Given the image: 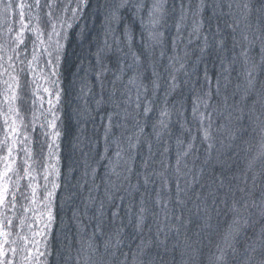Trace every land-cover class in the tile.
Here are the masks:
<instances>
[{"label": "rangeland", "instance_id": "obj_1", "mask_svg": "<svg viewBox=\"0 0 264 264\" xmlns=\"http://www.w3.org/2000/svg\"><path fill=\"white\" fill-rule=\"evenodd\" d=\"M165 1L126 0L124 10L130 11L129 16L131 18H129L136 24V30H139L136 36L140 34L142 36L143 41L141 43L147 47L146 59L148 61L143 65L139 61L140 58L133 49L134 44L131 46L130 43L134 34L125 25L124 28L127 29L120 30L124 35L125 42L122 45L119 40L118 48L125 46L129 50L127 56L125 54L121 58V69L117 67L112 69L106 62L100 65L97 64L96 85L98 86V83L101 82L111 83L110 88L108 85L103 86L105 84L103 83L101 91L107 95H112L107 99L102 92H99L100 86L95 85L94 87L95 91L99 92L100 97L102 95L100 101L103 104L101 107L105 106L107 110H111L110 104H113V107H115V104L123 108L122 113L125 112L127 117H132L133 114L140 112L137 118L132 117L134 122L140 121L142 123L146 116L145 124L141 125L143 130L137 126L139 131L136 136L140 144L138 146L143 148L142 153H144V156H150L152 160L151 168L155 169L154 172L152 171V177L166 179L161 180L160 189L164 187L165 192H168L167 188L170 186L169 181L171 178L163 170L166 168L168 170L172 169L175 172L174 181L176 183L180 175L188 174V170L191 169L192 165L193 169L198 167L202 172L206 162L210 159L230 158L235 153L236 150L234 149H236L237 144L241 142L238 138L242 139L241 136H248V130L252 129V136L256 134V137L259 138L256 144L260 147L257 146V149L262 153V156L264 155V0H232L230 6L232 9L230 12L225 13L226 18L224 14L222 16L218 15L220 11H217V8L221 4L219 0H176L178 10L174 12L176 18L171 25L167 19L168 16L165 15ZM212 2L215 4H212ZM227 2L228 0H226ZM154 4L160 7L153 10ZM82 6L83 0H0V264H46L49 238L52 236L53 230H57L53 227L57 223L53 216V205L58 200L63 204L66 202L63 201V196L60 197L57 193L58 148L62 131L60 130L58 115L59 109L62 107L59 104L61 102V92L59 90L63 82V78H61L63 61L65 62L63 59L66 57L64 55L66 50L64 51L63 46L66 43L68 32L74 29L77 39L81 32H85L83 26L76 28L78 24L77 14L82 10ZM109 9L112 11L110 14L112 16L113 10ZM121 10L125 12L121 8L116 15L120 14ZM209 12L213 16L217 14L215 20L219 19L218 21L222 24L227 25L229 22L223 33L225 35L227 33L231 41L222 38L218 29H212L209 32V38L211 36L217 41L218 37V48H224L222 41L225 40L227 45L233 49L234 56L227 57L230 60L221 58L219 61L215 57L213 61L216 64L213 61L210 62L211 65L215 64L212 70L206 67L207 65L205 67L201 66V79L197 77V81L201 83L198 84L201 90H196L194 82H190L194 85H189V88H186V90H189L187 101L183 102V99L177 104L175 102L178 109L177 113L174 110L175 108L166 105L161 99H164V94H173L177 97L185 95L179 77L189 75L191 80L195 78L194 73L199 69L197 62H201L200 58H206L204 54L207 48H214V45L208 42L207 34L202 33V36H199L200 23L204 20L200 17ZM126 15L125 12L121 17L126 20L128 19ZM107 28L111 29L109 26ZM107 28L105 27V31L108 32ZM111 30L114 31V29ZM111 30H109L108 37H97V44L103 43L104 46L115 48L118 43L116 39L118 33ZM135 40L133 41L139 43L137 39ZM138 46L139 44L136 47ZM154 47L155 49H153ZM227 56L229 55L227 54ZM158 60L160 63H158ZM99 61V56H94V62L99 63ZM125 61H127V65H124ZM82 62L80 65L86 69V61L83 60ZM231 63L237 66L239 71L234 76L235 80L230 82L231 84L228 86L229 94L224 96L219 94L218 91L224 89L223 86L229 81H226L224 71L226 67L233 66ZM74 66V63L67 61L65 68L70 72L74 69ZM108 69L116 70L117 73ZM105 70L111 75L106 77ZM159 70L164 71L167 85L168 83L170 85L168 88L164 85V91L161 93L156 91V88L149 90L146 87L148 83L144 84L139 81L140 77L143 79L145 76L147 80H149V76H154L155 79L158 78V75L162 72ZM124 71L128 76L124 78L120 85H125V90L129 93V99L125 101L124 98L123 102L122 99L116 102L117 99H114L113 93L116 89L118 97L120 90L117 91V87L119 88L120 85H116L115 77L123 74ZM260 71H262V75ZM102 75L105 77L100 79ZM25 78L29 81V86L27 90H22L16 81L23 84ZM82 80L80 79L79 84L74 86L79 91L85 88V85H82ZM160 81L157 82V86ZM86 87L91 89L90 86ZM122 91V93H125L123 89ZM216 94L217 98L214 97ZM235 97L241 99L236 101L231 99ZM165 98L167 100V97ZM229 99L232 100V103L226 102L230 101ZM212 103L213 105H210ZM82 105L80 107L87 110V103L82 101ZM194 106L195 111H193ZM145 107L150 109L147 112L148 114L144 111ZM216 107V111H213L212 109ZM97 108L96 106L94 109ZM162 113L165 114L162 115ZM231 113L232 117L229 118ZM184 114H187L189 120H193L192 123L197 125L198 136H201L205 142L202 148L195 146L196 142L191 131L193 124L187 118H184ZM220 114L226 115V123L223 126L217 124L220 120ZM109 118L110 116H107L103 121L110 120ZM229 121L235 122V124L237 122V126L240 127L238 138L234 136L225 137V127ZM105 124L107 123L104 122ZM127 125V128L135 127L131 123ZM220 128L222 129L219 130ZM205 130L207 131V137H205ZM218 133L220 134L218 135ZM222 135H224V141L226 138L225 144L221 139ZM120 145H122L121 141H119L118 146ZM227 147L230 153L226 150ZM9 148L11 149L10 154ZM156 151H159V153L155 154ZM111 153L114 157H119L116 148ZM203 154L205 156L204 160L201 159ZM253 156L254 154L251 158ZM108 160L110 166H104L102 170L111 173L117 167L114 164L115 162L113 163L117 159L115 160L111 156ZM143 164L141 167L143 168L142 172L147 167V162H143ZM215 166L216 163H214ZM211 167H213L212 164ZM260 168L263 167L260 166ZM213 169L210 168L211 171ZM198 172L199 170L195 173L198 174ZM262 172L264 173V171ZM84 173V179H86L90 174V170L87 169ZM129 173L131 171L126 175L120 174L119 179L117 176L115 179L109 178L107 185L104 183L102 189H107L113 193V188L121 191L122 187L132 186L129 182V178H131ZM227 173L223 181H232L231 186L227 189V196L232 197L230 201H235L230 203L229 207L232 217L233 215L236 216V213L241 217L244 214L251 215L245 207H249L251 210H256L258 207L261 214L264 208V193L262 192L263 198L258 199L259 204L251 205L253 197H247V194H243L245 190L236 187L231 174ZM199 175L198 178H201L202 176ZM80 176L84 177L82 174ZM142 178L147 177L142 176ZM219 182L222 183V180ZM211 183H213L212 180L207 183V190L212 194L206 193L205 195H212V200H216L220 190L216 185V191ZM78 184L81 189L83 184ZM208 185L212 186L211 190ZM262 185L264 184L262 183ZM177 186L179 185L177 184ZM181 187L184 189L183 186ZM121 194L123 195L117 197V200L119 198L124 200L127 195ZM197 194L202 195V192L199 191ZM237 196L242 199H237ZM245 201H249V204ZM93 203L95 204V202H87L85 205L81 202L80 204H72L71 213L74 220L71 223L72 228L76 229V232H74L76 237L77 233H85V230H88L90 220L95 222V219H92V211H90V216L87 215L85 223L89 225H82L85 220V213H88L87 209L92 207ZM165 204L167 210L165 209L162 215L155 217L149 225L159 231L158 236H161L162 230L166 231L167 234H177L179 232L170 222L173 220L172 213L176 210V207H173L174 204L172 206L170 201L163 200V205ZM212 205L209 206V209L201 206L199 212L207 214V217L214 216V209L210 208ZM236 219L235 217L232 219L229 227L225 226L227 230L223 233L219 244L223 249L229 247L231 238L233 239L236 234L239 235L235 223L238 224L243 220L242 218ZM138 220V226L149 224L148 221H150L148 219L140 221V218ZM68 223L67 221V223L62 224L65 229L61 232L65 233ZM114 229L116 232L119 230L117 225ZM12 230L16 234H13ZM121 231L120 236L115 235L114 246L111 248L114 251H118V248H124L126 250L124 258V261H127L126 264H135L136 259L146 255L142 248L145 244L141 239H138L141 243L137 245V248L131 249L130 245L133 244V239L126 237L123 229ZM157 238L155 236L154 241ZM255 240L258 241V238ZM78 242V239H76V245L74 246L78 249L76 256L78 257L81 254L80 261L83 263L89 259L90 250L93 247L85 239L81 244V250H79ZM158 242L161 241L158 240ZM254 247L251 249L256 250L257 256H254L259 259L261 253L258 252L257 246ZM213 254L217 255V259H213L215 262H221L218 259H227L228 262V257L231 256L223 252L217 244ZM147 256H150V254L147 253ZM181 260L184 262L185 257H181Z\"/></svg>", "mask_w": 264, "mask_h": 264}, {"label": "trees", "instance_id": "obj_2", "mask_svg": "<svg viewBox=\"0 0 264 264\" xmlns=\"http://www.w3.org/2000/svg\"><path fill=\"white\" fill-rule=\"evenodd\" d=\"M219 1L221 4L219 5L220 7L217 8V11H220L218 15L222 16V14H224L225 17V13L230 12L232 9V7H230L232 0H228L227 3L226 0ZM111 2L112 0H83L82 10L77 14L78 24L76 25V28L83 26L85 32H81L77 39V36L74 34V29L73 31L70 30L66 37V43L63 46L64 51L66 50V53H64L66 57L63 59L65 60V62L63 61L64 66L61 69V78H63V82L62 87L59 90L61 92V102L59 104L62 105V107H60L58 115L61 126L60 130L62 131L60 133V144L58 148L59 168L57 176V193H59L60 197L63 196V201L66 202L63 204L58 200L53 205L54 220H57V223H55L53 227L57 228V230H53L51 234L52 236L49 238L50 242L48 244V258L46 260V264H126L127 261H124L126 250L124 248H118V251H114L111 248L114 246V241L116 239L115 235L117 234V236H120L122 234L121 229H123L126 237L133 239V244L130 242L131 249L137 248V245L141 243L138 239H141L145 244L142 248L144 249V252H146V255L136 259L135 264H251L248 257L250 255H256V250L253 251L251 248H255L254 246H257L258 252L261 254L264 253V208L260 214L258 207L256 210H251L249 207H245L251 215L244 214L243 217H241L236 213V216L233 215L232 217V212L229 207L230 203L235 201H230L232 197L230 198L227 196V189L231 186L230 184L232 181H223V178L226 177L228 174L227 172H229L236 187L240 190H245L246 192L244 191L243 194H247V197H253L251 205L260 203H258V199L263 198L262 194L264 193V185H262V183L264 184V173L262 172L264 171V155L262 156V153H260L257 149L260 147L256 144V142L259 141V138L256 137V134H253L252 136L251 129L247 131L248 136H241L242 139H240L238 138V136H240L238 135L240 127L237 126V122L236 124L232 121L227 122V126L225 127L226 134H224L225 137L234 136L241 141L237 144L236 149H234L236 150L235 153L230 158L221 157L222 160H215L214 158L210 159L206 162V166L203 168L202 172H200L198 167L193 169L192 165L191 169L188 170L187 175H178L179 178L177 183L174 181L175 172L172 171V169L168 170L166 168L163 172L166 171V173H168V177H170L173 181H169L170 186L168 187L169 189L167 188L168 192H165V189H163L164 187L160 189L162 185L160 184L161 180L166 179H155L154 176L152 177V171L154 172L155 170L154 168H151L152 160L150 159V156H144V153H142L143 148L138 146L140 144L138 143L139 139H137L136 136L139 131L137 126L143 130L141 125L145 124V121L147 120L146 116L144 117L142 123L140 121L134 122L132 117L137 118L140 112L133 114L132 117H127L125 112L122 113L123 108L118 107L115 104V107H113V104H110L111 110H107L105 106L101 107L103 104H101L100 101L102 95L100 97V94H98L99 92H102L101 85L105 83L103 86L108 85L110 88L112 86L111 83H98V86H100L99 92L97 93L95 91L94 86L97 84L95 80V76L97 75L96 71L98 70L97 64L100 65L101 63L103 64L106 62L112 69L113 67L121 69V58H123L125 54L127 56V51L129 50L126 49L125 46L119 49V44H116L115 48H113V46L112 48L107 45L104 46L103 43L97 44V37H108L109 30L114 29V31H111L118 33L116 38H118L117 40H120L122 45H124V35L120 30L127 29L124 28L125 25L130 28L132 34H134L131 37L130 43L131 46L134 44L133 49L137 52V56L140 58L139 61L142 65L148 61L146 59L147 47L141 43L143 41L141 34L136 36L139 30H136V24L130 19V11L127 12V10L122 8L127 14L126 16L128 19L126 20L121 17L123 13H125L122 12V10L120 11V14L118 13L116 18L113 19L112 16H110L112 11H110V7H108ZM214 2H212V4L216 3ZM164 10L165 15L168 16L167 19L169 24L171 25L173 20L176 18L174 12H177L178 10L176 0H166ZM200 18L204 20L200 23L199 36L203 33L207 34L206 37L209 38V32L212 29H218L222 38L227 41H231L230 36L227 33L226 35L223 33L225 32L224 28L226 29L229 22L227 25L222 24L218 21L219 19L215 20L217 18V14L213 16L210 12L208 14H204ZM108 26L111 27V29H108ZM105 27L108 29V32L105 31ZM135 39H137L139 43L134 42L133 40ZM225 40L222 41L224 48H218V37L217 41H215V39L210 36L208 42L211 45H214V48H207L205 51L206 53L204 54L206 58H200L201 62H197L199 69L194 73L195 78L191 80L189 75L187 77H179L180 85L184 90L183 94L185 92L187 95L185 94L177 97L173 94L166 95L163 93L164 99L161 100H163L166 105L172 106L178 113L175 102L177 104L183 99V102L187 101L186 98L189 97V90H186V88H189V85L193 86L195 84V89H198V91L201 90V87H198V84L201 83H199L200 81H197V77H200L201 79V66L205 67L207 65L206 67L212 70L216 64L213 61L215 57L217 58V61H219L221 58L230 60L227 59V57L234 56L233 49L227 45ZM137 44H139L138 47H136ZM153 49H155V47ZM227 54L229 56H227ZM94 56H99V63L94 62ZM83 60L86 61V69L80 65V63H83ZM67 61L75 64L74 69L70 71L71 73L65 68ZM212 61L215 64L211 65L210 62ZM158 63H160L159 60ZM231 64L233 65V63ZM124 65H127V61L124 62ZM109 71L117 73L116 70ZM238 71L237 66L233 65L228 68L226 67L224 71L226 75L224 77H226V81H229H227L228 83L223 86L224 89L218 91L219 94L224 96L229 94L230 91L228 90V86L231 84L230 82L235 80L234 76L235 74H238ZM105 72L106 77L111 75L107 70H105ZM260 73L262 75V71H260ZM68 75L69 77H67ZM165 75L164 71H162L156 79L154 76H149V80H147L145 76L143 79L140 77L139 81L144 84L148 83V86L146 87L149 90L156 88V91L161 93L164 91L165 86L166 88L170 87L169 83L167 85ZM126 76H128L126 71H124L123 74L117 75L115 77L116 85H120ZM101 77L102 78L100 79H103L105 76L102 75ZM80 79H83L82 85L84 84L85 88L84 90L79 91L74 86L79 84ZM256 80L258 81L257 78ZM159 81L160 84L157 86V82ZM190 82H194V84H191ZM86 86H90L91 89H88ZM122 89L125 93H122ZM119 90L120 94L118 97L116 89L113 93L114 99H117L116 102L120 99H122L123 102L124 98L125 101L128 100L129 93L126 92L125 85L123 86L122 84L119 88L117 87V91ZM210 92L212 93L213 91ZM102 94H104L107 99H109L112 95L109 93V95H107L103 92ZM165 97H167V100ZM214 97L217 98V94ZM218 97H220V95H218ZM231 99L236 101L241 98L238 99L235 97L234 99ZM231 99L226 102L232 103ZM82 101L87 103V110L80 107V105H84H82ZM210 105H213V103ZM236 105L238 106V103ZM96 106L98 108L94 109ZM216 109L217 107L212 110L216 111ZM107 116H110V120L103 121V119ZM225 117L226 115L220 114V120L217 123L219 126H223V124L226 123ZM230 117H232V113L229 114V118ZM184 118L189 120L187 114H184ZM189 121H191V119ZM104 122L107 124L104 125ZM128 123L135 125V127L133 126L127 128ZM221 129L222 128L219 130ZM196 130H198L197 125L193 124L191 131L196 142L195 146H200L202 148L203 143L205 142L201 136H198L199 133ZM219 134L220 133H218V135ZM224 135L221 136L222 140L224 139ZM119 141L122 142V145L120 146H118ZM115 148L116 152L119 153V157H114L111 153ZM223 150H225L224 147ZM226 150L230 153L228 147ZM201 152L203 153L202 149ZM158 153L159 151H156L155 154ZM253 154L254 156L251 158ZM111 156L113 159H117L116 161H113V163L115 162L114 164L117 165V167H115V172L126 175L129 171H131V173H129V177H131L129 178V182L132 184V186L127 188L122 187L121 191L117 188H113V193L107 189H102L104 183L107 185V180L109 178H116L113 171L110 173L102 170L104 166H110L108 159H110ZM250 158L251 160H249ZM259 158H261V160H259ZM201 159H205L204 154L201 156ZM143 162H147V167H145L142 172L143 168L141 167L144 165ZM214 163H216L215 167ZM211 164L214 169L211 167ZM260 166L263 168H260ZM210 168L213 170L211 171ZM87 169L90 170V174L86 179H84V171ZM92 170L94 171L92 172ZM197 170H199L198 174L195 173ZM157 172L158 170L156 173ZM81 174L84 177H81ZM141 175L147 178L143 179ZM198 175L202 177L198 178ZM77 178H79L78 182ZM211 180L213 182L211 184L215 190L217 191L216 185L219 187L218 190H220L217 194L218 199L216 200H212V195H205L206 193H209L207 190V183H209V181L211 182ZM220 180H222V183L219 182ZM78 183L83 184L81 189L79 188ZM177 184L179 186H177ZM181 186H183L184 189H182ZM209 187L211 190L212 186ZM199 191L202 192V195L197 194ZM121 193L127 195L124 200L120 198L117 200V197L123 195ZM209 194H212V192ZM164 196L165 198H163ZM69 198L70 200L68 201ZM236 198L242 199L239 196ZM163 200L170 201L171 205L173 206L174 204L173 207H176V210L172 213L173 220L170 222L173 224V227L177 228L176 230L179 231L177 234H167L166 231L162 230L160 233L161 236H158L159 231L149 226L155 217L162 215V212L165 209L167 210V205H163ZM233 200H235V198H233ZM80 202L83 203V205L87 202H95V204L93 203V206L87 209L88 213H85V220L82 224L83 226L90 224L88 230H85V233H77L76 237L74 235L76 229L72 228V221L74 220V217L71 212L73 209L72 204H80ZM245 202L249 204V201ZM211 204H213L210 208H212V210L214 209V216L212 215L207 217V214L199 212L201 206L209 209ZM90 211H92V219H95V222L90 220L89 224H85L87 221V215L90 216ZM234 217L235 219L242 218L243 220L238 224L235 223L236 228L239 231V235L237 236V234H234V238H231V244L227 241L230 244L229 247L223 249L221 245H219L221 237L227 230L225 229V226L229 227ZM139 218L141 219L140 221H146L147 219L150 220L148 221L149 224L138 226L137 222L139 221ZM59 221L60 224L58 225ZM67 221L69 222L67 224V230L63 233L61 231L64 230L65 227H62V224L67 223ZM116 225L119 229L117 232L114 231ZM12 232L13 234H16L14 230H12ZM155 236L158 237L156 241H154ZM84 238L88 240L90 246L93 248L90 250L89 259L82 263V261H80L81 254H79L78 257L76 256L78 249L74 246L76 245V239H78V248L81 250V244L85 240ZM257 238L258 241L255 240ZM158 240L161 242H158ZM216 244L223 250V252L231 255L228 257V262L226 261L227 259H218L221 262L214 261L217 259V255L215 256V254H213ZM147 253H149L150 256H147ZM183 256L185 257L184 262L181 260V257ZM260 258L261 256L259 259Z\"/></svg>", "mask_w": 264, "mask_h": 264}, {"label": "snow or ice", "instance_id": "obj_3", "mask_svg": "<svg viewBox=\"0 0 264 264\" xmlns=\"http://www.w3.org/2000/svg\"><path fill=\"white\" fill-rule=\"evenodd\" d=\"M126 6V0H112V2L108 5V7H110L113 10V14H112V18L115 19L116 18V13L119 12V10L121 8H124ZM160 6L157 4L153 5V10L158 9ZM7 84V81L5 82ZM16 83L19 85V87L22 90H27L28 86H29V81L27 80V78H25L23 84H19L18 81H16ZM145 113L149 112L150 109L145 107L144 108ZM193 111H195V106L193 108ZM165 113H162V115H164ZM163 123V122H162ZM205 137H207V131L205 130ZM9 154L11 152V149H8ZM117 155H119V153H117ZM114 174L117 176V178H120V173L119 172H115V169H113ZM253 251H255V249H253ZM248 260L251 262V264H264V254H261V258L259 260H257V258L255 256H249Z\"/></svg>", "mask_w": 264, "mask_h": 264}, {"label": "bare ground", "instance_id": "obj_4", "mask_svg": "<svg viewBox=\"0 0 264 264\" xmlns=\"http://www.w3.org/2000/svg\"><path fill=\"white\" fill-rule=\"evenodd\" d=\"M168 18V17H167ZM116 39H118V38H116ZM117 44H119V41H118V43Z\"/></svg>", "mask_w": 264, "mask_h": 264}]
</instances>
